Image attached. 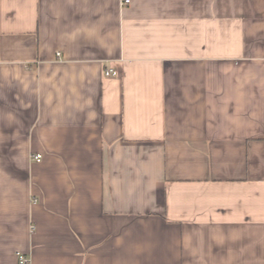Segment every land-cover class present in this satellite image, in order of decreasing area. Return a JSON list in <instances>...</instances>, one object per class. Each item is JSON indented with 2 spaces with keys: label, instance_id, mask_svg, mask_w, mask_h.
Here are the masks:
<instances>
[{
  "label": "crops",
  "instance_id": "0c3cea01",
  "mask_svg": "<svg viewBox=\"0 0 264 264\" xmlns=\"http://www.w3.org/2000/svg\"><path fill=\"white\" fill-rule=\"evenodd\" d=\"M124 1L0 0V264H264V0Z\"/></svg>",
  "mask_w": 264,
  "mask_h": 264
},
{
  "label": "built area",
  "instance_id": "2783aa9c",
  "mask_svg": "<svg viewBox=\"0 0 264 264\" xmlns=\"http://www.w3.org/2000/svg\"><path fill=\"white\" fill-rule=\"evenodd\" d=\"M128 2H129L128 0L124 1L125 4H127ZM104 75L106 77H111V76L112 77H116L117 76V72L112 70V69H108V70H105ZM33 159L38 162V161H40L41 156L40 155H35V156H33ZM17 263L18 264H27L26 257L23 254H21V253H17Z\"/></svg>",
  "mask_w": 264,
  "mask_h": 264
}]
</instances>
